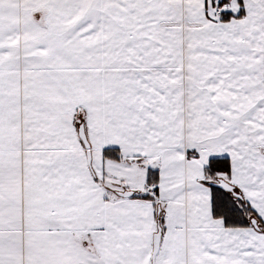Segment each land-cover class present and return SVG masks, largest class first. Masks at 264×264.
Segmentation results:
<instances>
[{
    "label": "snow or ice",
    "instance_id": "obj_1",
    "mask_svg": "<svg viewBox=\"0 0 264 264\" xmlns=\"http://www.w3.org/2000/svg\"><path fill=\"white\" fill-rule=\"evenodd\" d=\"M0 264H264V0H0Z\"/></svg>",
    "mask_w": 264,
    "mask_h": 264
}]
</instances>
